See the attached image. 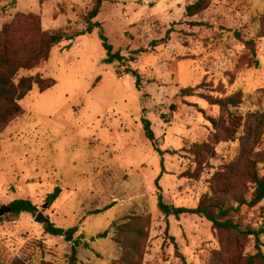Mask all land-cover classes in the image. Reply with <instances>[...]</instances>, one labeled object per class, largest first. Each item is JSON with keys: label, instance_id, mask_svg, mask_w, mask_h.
Masks as SVG:
<instances>
[{"label": "rangeland", "instance_id": "obj_1", "mask_svg": "<svg viewBox=\"0 0 264 264\" xmlns=\"http://www.w3.org/2000/svg\"><path fill=\"white\" fill-rule=\"evenodd\" d=\"M92 1L0 0V31L18 14L40 16L45 31L84 30ZM196 1L109 0L93 34L20 74L56 85L44 93L34 86L20 102L23 117L0 129V209L21 200L37 207L0 218V264H246L256 255L252 238L216 231L198 215L165 216L158 206L159 195L188 210L229 201L227 167L241 138L264 121V0H211L190 19L186 8ZM101 33L135 62L107 65ZM127 68L140 75L141 91ZM232 96L237 107L212 104ZM257 152L264 173V134ZM248 192L239 184L233 194ZM39 213L79 229L76 262L73 244L47 234ZM235 219L262 226L264 201Z\"/></svg>", "mask_w": 264, "mask_h": 264}, {"label": "trees", "instance_id": "obj_2", "mask_svg": "<svg viewBox=\"0 0 264 264\" xmlns=\"http://www.w3.org/2000/svg\"><path fill=\"white\" fill-rule=\"evenodd\" d=\"M109 0H93L90 8L84 14V30L76 31L71 34L62 29L48 30L43 29V20L40 16L30 14H18L15 18L3 25L0 31V129L7 127L14 121L22 118L24 111L21 107L22 102L37 86L41 93L52 89L56 82L53 79H44L37 75L35 77H20L22 72H31L49 62L52 50L62 43H69L64 49L70 50L72 43L79 37L91 35L96 28L101 27L94 21L100 15L102 8ZM211 0H197L194 4L187 6L186 16L190 19L196 18L204 13L210 6ZM102 46L106 52L105 63L113 65L120 63L127 67L128 63L135 62V58H127L120 53H114V48L109 39L100 34ZM132 72L136 78V87L142 90V79L138 72L126 69ZM191 90H184V93H190ZM238 96H232L226 100H212V104L225 109L227 106L237 107ZM172 109L174 107L172 106ZM215 127L218 123L211 120ZM264 121L256 128V133L245 135L241 138V147L237 159L227 167L224 175L225 185L229 187L232 193L231 199L223 204L215 206V211L211 206L200 204L194 210L170 207L165 204L163 197L159 195L158 206L165 216L180 217L181 215H198L209 221L214 230L220 232L234 233L240 238H252L256 247V255L247 259L246 264H264V224L260 227H252L243 222L237 221V215L243 207L254 208L264 201V173L258 168V157L263 153L257 152L260 145V139L264 134ZM144 132L151 141L155 150L162 155L158 148V142L152 130L151 123L143 120ZM207 147V146H205ZM248 188L249 192L243 196L233 194L238 191V186ZM60 190L48 198V201L54 202L59 197ZM11 213L21 215L24 213L35 214L37 207L29 201H16L8 206ZM79 229L77 227L70 229L58 228L52 224L47 225L46 233L63 237L66 242L73 244L72 260L76 262V248L81 244L76 237ZM104 237V236H103ZM86 246H88L86 244ZM13 264H26L21 260H16Z\"/></svg>", "mask_w": 264, "mask_h": 264}, {"label": "water", "instance_id": "obj_3", "mask_svg": "<svg viewBox=\"0 0 264 264\" xmlns=\"http://www.w3.org/2000/svg\"><path fill=\"white\" fill-rule=\"evenodd\" d=\"M47 206H43V209H46ZM11 213L10 208L8 207H3L0 209V218L3 217L4 215ZM36 222L42 225H48V220L45 218L43 213H39L38 216L36 217Z\"/></svg>", "mask_w": 264, "mask_h": 264}]
</instances>
